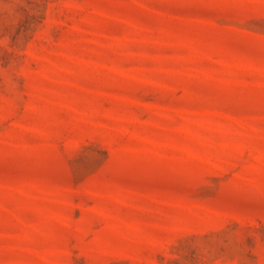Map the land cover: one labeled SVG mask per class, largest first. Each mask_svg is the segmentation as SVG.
<instances>
[{
  "label": "rangeland",
  "instance_id": "obj_1",
  "mask_svg": "<svg viewBox=\"0 0 264 264\" xmlns=\"http://www.w3.org/2000/svg\"><path fill=\"white\" fill-rule=\"evenodd\" d=\"M0 264H264V0H0Z\"/></svg>",
  "mask_w": 264,
  "mask_h": 264
}]
</instances>
